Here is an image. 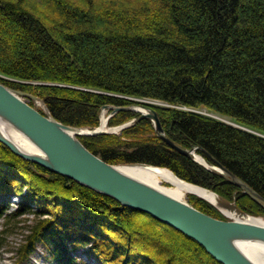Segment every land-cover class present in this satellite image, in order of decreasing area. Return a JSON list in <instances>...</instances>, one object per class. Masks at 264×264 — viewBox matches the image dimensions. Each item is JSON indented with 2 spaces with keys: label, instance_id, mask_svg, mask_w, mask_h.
Wrapping results in <instances>:
<instances>
[{
  "label": "trees",
  "instance_id": "1",
  "mask_svg": "<svg viewBox=\"0 0 264 264\" xmlns=\"http://www.w3.org/2000/svg\"><path fill=\"white\" fill-rule=\"evenodd\" d=\"M0 81L78 127L98 126L104 104H149L171 140L197 146L264 197V0H0ZM138 117L117 111L108 125L134 121L120 133L79 139L113 164L166 167L264 216L241 186ZM191 201L226 219L211 202ZM25 214L37 220L16 250L17 264L39 245L53 264H223L176 227L0 142V219Z\"/></svg>",
  "mask_w": 264,
  "mask_h": 264
},
{
  "label": "water",
  "instance_id": "2",
  "mask_svg": "<svg viewBox=\"0 0 264 264\" xmlns=\"http://www.w3.org/2000/svg\"><path fill=\"white\" fill-rule=\"evenodd\" d=\"M35 98L31 93L12 88L0 81V119L21 131L43 152V154L26 152L0 132V142L7 144L14 153L40 163L50 171L63 174L95 191L108 194L128 207L154 216L162 223L176 227L203 245L207 252L220 263L257 264L241 250L238 244L243 240L264 241L263 225L231 217L230 219L217 218L196 208L187 200L172 196L167 191L127 174L118 164L104 160L89 150L79 139V135L82 134L94 135L108 132L107 129L104 131L100 128L101 122L93 128L65 124L49 112H42L40 108L32 105L30 99ZM104 109L111 110L107 123L111 115L120 110L139 112L140 119L151 118L156 126V132L170 146H174L182 154L193 155L198 160L195 156L197 146L191 149L182 147L165 135L160 117L153 106L143 103L104 104ZM225 121L231 122L227 119ZM208 163L264 206V197L253 187L219 161H215V165L209 161ZM139 164L148 165L140 162Z\"/></svg>",
  "mask_w": 264,
  "mask_h": 264
},
{
  "label": "bare ground",
  "instance_id": "3",
  "mask_svg": "<svg viewBox=\"0 0 264 264\" xmlns=\"http://www.w3.org/2000/svg\"><path fill=\"white\" fill-rule=\"evenodd\" d=\"M38 106V105H37ZM143 111H146L142 108ZM202 112L209 113L207 110L203 109ZM107 116H103L100 128L104 131L108 129ZM0 132L6 135L9 139L15 142L18 147L26 152H31L35 154H43L40 149L34 145L33 142L30 141L28 137H26L21 131L15 129L10 123L7 121H2L0 119ZM196 158L205 166L213 167L210 165L203 156L198 153L195 154ZM119 167L125 171L127 174L131 176L145 181L148 184H152L161 190L167 191L172 196H175L179 199L185 200L188 194H198L201 197L205 198V200L211 201L215 206L218 202V195L212 191L211 189H206L198 184L191 183L187 180H183L179 178L174 171L166 167H159L153 165H144L139 163H117ZM116 164V165H117ZM163 181L169 182L171 185H165ZM221 210V209H220ZM222 211V210H221ZM224 214L231 216L236 220H244L249 221L251 223H257L259 225L264 226V220L257 216L251 215L248 213L241 212L239 213L235 210H223ZM239 247L242 251H244L254 262L257 264H264V241L259 239L254 240H243L239 242Z\"/></svg>",
  "mask_w": 264,
  "mask_h": 264
},
{
  "label": "rangeland",
  "instance_id": "4",
  "mask_svg": "<svg viewBox=\"0 0 264 264\" xmlns=\"http://www.w3.org/2000/svg\"><path fill=\"white\" fill-rule=\"evenodd\" d=\"M136 98L138 100L140 99V100H144L147 102L150 101V102L155 103L157 105L160 104L162 106H169L168 103H165L161 100L158 101L156 99H151L148 97L144 98V99H141L139 97H136ZM34 104L36 107L42 108V109L47 111V108L45 107L43 101L39 97H36L34 99ZM177 108H179V109L185 108L186 109V107H184L182 105L181 106L177 105ZM187 109L191 110L190 108H187ZM109 114L110 113H109L108 109H104V110L102 109L101 118H103V116L108 117ZM206 114H211V113H206ZM133 121H134V119H130V120H127L125 123L108 125L107 126L109 129L108 132L120 133L122 131V129L126 127L127 124L129 125ZM163 183L165 185H168V186L171 185L167 181H163ZM202 187H204V186H202ZM196 195H197V197L205 200L204 198H202L198 194H188L186 196L185 200L189 201L192 205H194V203L191 201V197H193V196L196 197ZM11 199L13 200V202L10 206V210H15V208L17 207V203H18L19 198L12 196ZM206 201H209V200H206ZM209 202H211V201H209ZM216 207L218 209H221L222 212H223V210H235L236 209L239 213H241V212L247 213V212H245L243 210H239L237 208V206L235 204V200L228 201L227 199L222 198L220 195H218V202H217ZM257 216L261 217L264 220L263 215H257ZM230 217L231 216L226 215V219H230ZM36 220L37 219L35 218V216L33 214L19 215V217L9 216L8 218H1L0 219V264H15V262L17 264L18 253H16V250L18 249L19 245L21 244L22 239H24V237L30 232L31 225ZM22 264H53V263H51L50 260L48 259L47 252L45 251L44 247L39 245L37 250H36V253L32 254V256L30 258H28V260L23 262Z\"/></svg>",
  "mask_w": 264,
  "mask_h": 264
}]
</instances>
